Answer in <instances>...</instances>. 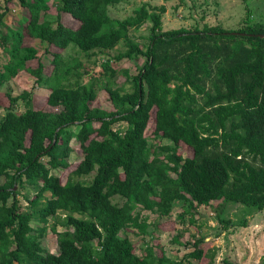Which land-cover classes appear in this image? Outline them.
I'll use <instances>...</instances> for the list:
<instances>
[{
  "label": "trees",
  "instance_id": "16d2710c",
  "mask_svg": "<svg viewBox=\"0 0 264 264\" xmlns=\"http://www.w3.org/2000/svg\"><path fill=\"white\" fill-rule=\"evenodd\" d=\"M2 1L0 6L12 0ZM19 1L27 13L25 30L48 44L54 68L45 76L42 61L29 67L38 51L21 47V39L7 45L6 5L0 44L9 59L0 83L28 70L39 84H49L46 104L58 110L36 104L31 90L8 93L6 108L0 101L6 111L0 116V264H194L208 254L203 238L187 242L194 249L174 259L164 247L158 253L155 240L139 255L132 240L120 236L132 224L146 233L147 221L134 213L138 205L168 216L178 200L187 203V213L202 205L214 208L218 201L215 209L225 224L231 221L220 210L229 203L264 209V23L251 21L247 11L235 29L222 24L164 29V5H142L114 20L109 8L123 0H60L54 23L42 16L49 0ZM62 13L79 26L63 23ZM147 22L150 34L142 43L130 29ZM122 42L126 48L116 59H144L131 90L116 84L113 57L104 59L101 76H95L82 71L80 59L62 54L73 44L92 56ZM98 89L108 92L113 109L95 106ZM21 102L25 109L18 111ZM151 121V135L173 144L164 152L149 143ZM73 138L84 157L63 182L52 171L70 167ZM181 145L193 154L179 153ZM94 171L91 181L82 179ZM19 183L35 189L33 197L25 195L28 208L18 199ZM115 196L126 200L114 202ZM59 226L65 232L58 233ZM49 229L60 236L58 253L43 246ZM208 256V264H215L214 254Z\"/></svg>",
  "mask_w": 264,
  "mask_h": 264
},
{
  "label": "rangeland",
  "instance_id": "374dc122",
  "mask_svg": "<svg viewBox=\"0 0 264 264\" xmlns=\"http://www.w3.org/2000/svg\"><path fill=\"white\" fill-rule=\"evenodd\" d=\"M60 0H49L50 8L43 12V19H48L54 23L58 21V8ZM3 3V1H2ZM7 5L9 14L5 16L3 29L8 37V44L22 40L21 47L32 46L37 49V57L28 61L27 65L31 68H37L39 61L44 63L43 73L45 76L51 75L54 63L53 54L48 50L47 43L32 38L25 30L27 24V13L24 7L21 6L19 0H12L9 3L4 2L0 6V14L4 11ZM162 6L166 7V12L163 14L164 29L188 27L203 28L205 24L223 26L235 29L243 24L249 11L251 21L264 23V0H123L122 2L110 6L109 11L114 20L125 19L135 13V10L142 6ZM17 12H12L13 9ZM61 21L73 27L79 26L78 20L72 19L67 13L61 14ZM116 25V24H114ZM152 23L147 22L140 29H130V34L139 42H145L150 34ZM125 44L122 42L118 47L112 50H107L105 53L96 51L92 56H88L84 52H80L72 44L63 51V57L66 60L80 59L83 62L82 71H91L92 75L101 76L103 71L102 62L107 57H113L111 65L118 70L116 84L123 87L125 90L133 88V78L138 75L140 67L144 59L123 58L116 59L115 56L124 50ZM51 49V48H49ZM54 50V49H52ZM9 59V53L0 44V71L7 68L5 66ZM7 65V64H6ZM90 79L89 74H85L83 81L87 82ZM37 77L28 70L21 71L16 77L11 80L2 81L0 83V101L4 108L10 105L9 94L14 96L20 95L25 90L34 92V102L48 110L57 111V107H50L46 104L47 96L50 93L49 84L43 82L39 84ZM98 97L95 101V106L101 108L113 109V105L109 99L108 92L98 89ZM0 110V116L5 114V109ZM18 111H23L25 106L21 102L17 107ZM115 127L124 126V123H117ZM154 128V121H151L147 130L149 135V143L154 144L156 152H164L165 145H173L169 139L154 138L151 135ZM73 151L70 155V167L54 169L52 172L61 177L65 182L69 174L77 168L83 159V151L79 141L73 138L71 141ZM179 153L184 156H191L193 151L187 145H181ZM96 172L82 177L83 180L91 181ZM172 176H176L175 173ZM16 190H20L18 199L21 200L25 208H28V202L25 195L33 197L35 189L28 185L17 184ZM114 202L123 203L126 199L121 196H115ZM220 202H213L214 208L205 206L194 207L191 213L186 212L187 203L184 200L175 202L173 210L168 216H160L157 211H148L144 206L138 205L134 210L135 214L140 213L139 221H147L146 233H143L141 228L136 225H130L125 230L121 231L120 236H128L135 245L136 252L139 255L144 253L147 244L155 243V250L161 253V247H164L168 256L174 259H181L185 253L192 251L194 248L189 244V241L203 238L205 242L202 244L209 255L214 254L215 264H259L261 257L264 255V209L256 210L253 207H247L241 203H229L221 210L222 217L229 219L230 223L220 221L217 214L216 206ZM185 213L183 218L180 217ZM194 220L195 224L191 222ZM242 221L247 223V226L242 225ZM38 221H34L37 225ZM51 219L49 224H52ZM65 232L62 226L58 227V233ZM179 233H183L180 242L175 238ZM59 234L54 233L51 229L43 239V246L53 253L59 252ZM208 254L201 262L194 260V264H208L210 257Z\"/></svg>",
  "mask_w": 264,
  "mask_h": 264
},
{
  "label": "built area",
  "instance_id": "2783aa9c",
  "mask_svg": "<svg viewBox=\"0 0 264 264\" xmlns=\"http://www.w3.org/2000/svg\"><path fill=\"white\" fill-rule=\"evenodd\" d=\"M2 3V0H0V4ZM12 12L16 13L17 12V9H13Z\"/></svg>",
  "mask_w": 264,
  "mask_h": 264
},
{
  "label": "water",
  "instance_id": "95a60500",
  "mask_svg": "<svg viewBox=\"0 0 264 264\" xmlns=\"http://www.w3.org/2000/svg\"><path fill=\"white\" fill-rule=\"evenodd\" d=\"M15 189H16V186H15Z\"/></svg>",
  "mask_w": 264,
  "mask_h": 264
}]
</instances>
